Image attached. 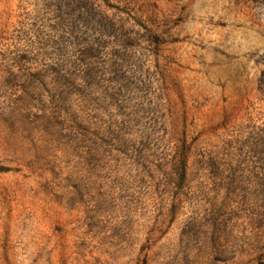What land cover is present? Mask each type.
Here are the masks:
<instances>
[{"label":"rangeland","instance_id":"rangeland-1","mask_svg":"<svg viewBox=\"0 0 264 264\" xmlns=\"http://www.w3.org/2000/svg\"><path fill=\"white\" fill-rule=\"evenodd\" d=\"M0 264H264V0H0Z\"/></svg>","mask_w":264,"mask_h":264}]
</instances>
